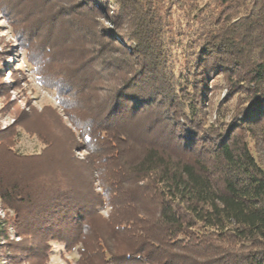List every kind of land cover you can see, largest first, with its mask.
Returning a JSON list of instances; mask_svg holds the SVG:
<instances>
[{"label": "trees", "instance_id": "1", "mask_svg": "<svg viewBox=\"0 0 264 264\" xmlns=\"http://www.w3.org/2000/svg\"><path fill=\"white\" fill-rule=\"evenodd\" d=\"M77 1L57 33L1 9L55 93L68 159L86 151L78 195L0 142L12 256L39 235L41 258L55 240L78 264H264V0H210L185 39L169 20L184 0Z\"/></svg>", "mask_w": 264, "mask_h": 264}, {"label": "rangeland", "instance_id": "2", "mask_svg": "<svg viewBox=\"0 0 264 264\" xmlns=\"http://www.w3.org/2000/svg\"><path fill=\"white\" fill-rule=\"evenodd\" d=\"M2 1V2H1ZM0 1V142H4L11 147L15 154L20 156L36 157L32 161L37 174L41 171L46 174L55 175V182L58 177L64 179L66 185L71 187L76 194H84L79 191V173L80 166L74 161H83L86 156L85 150L72 149V161L68 159L66 153L67 146L65 140L67 133L63 127L57 124V116L61 115L60 108L55 99V93L40 85L33 72V66L26 59V50L16 40L14 27L6 13L8 14L11 5L18 6L16 20H27L30 23L26 25L29 28L41 27L46 29L49 26L52 32L57 33V25H50L52 21H59L66 24V20L71 13L70 4L66 5V0H1ZM24 1V0H21ZM41 1V3H40ZM78 2L74 0L73 3ZM210 3V0H184L180 6L177 4L172 7L169 16L170 26L176 32H183V39L188 37V33L196 28L194 16H205L209 10L205 9L204 4ZM11 17L14 16L11 13ZM55 17V19H54ZM62 19V20H61ZM24 25L18 24V29ZM25 28V27H24ZM63 30V29H62ZM60 36V32L56 34ZM46 37V33L40 35ZM89 36V35H88ZM56 38L54 35L53 38ZM62 37H57L55 41L59 43ZM36 50V47H33ZM180 53L179 48H175ZM180 57L178 56V59ZM13 70V74L11 71ZM3 83L7 87L3 86ZM217 87L212 95V109L209 120H214L215 111L220 107L225 89L222 79H217L214 83ZM57 113H56V112ZM225 119H228L226 115ZM68 127L65 117H62ZM65 125V126H66ZM43 155L41 159L38 156ZM32 164V163H31ZM76 164V165H75ZM23 166L21 165L20 168ZM35 172V173H36ZM84 184V183H83ZM94 189L100 191L99 182L96 180ZM70 188V189H71ZM62 191V189H60ZM103 218H107L109 207H101L98 210ZM0 224L4 237L0 238V264H78V253L76 250L67 251L65 246L55 240L47 243V251L44 258L39 253L42 250L38 248L40 244L39 235L30 239L28 245L32 248L31 252L23 254L20 258L13 257L12 244L19 242L22 235L18 233L14 223V210L2 203L0 198ZM42 259V260H41Z\"/></svg>", "mask_w": 264, "mask_h": 264}]
</instances>
